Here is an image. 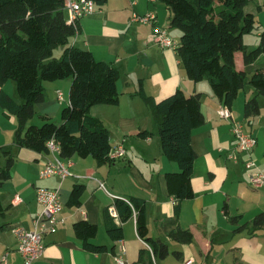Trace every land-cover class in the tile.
<instances>
[{
  "label": "crops",
  "instance_id": "crops-1",
  "mask_svg": "<svg viewBox=\"0 0 264 264\" xmlns=\"http://www.w3.org/2000/svg\"><path fill=\"white\" fill-rule=\"evenodd\" d=\"M252 2L246 11L257 19L264 11V0H257L258 11ZM149 12L156 13L157 25L166 30L176 46L161 47L155 39L154 24L134 19ZM172 14L159 0H108L78 20L80 31L71 44L91 51L97 60L120 70L118 104L95 105L91 114L107 126L112 148L123 145L126 155L102 164L91 156L75 155L69 158L71 174L68 177L42 178V168L59 154L19 148L12 177L0 188L4 207L0 225H6L0 228V258L7 254V264H25L12 228L33 226V219L41 210L36 199L40 186L59 189L63 207L58 229L45 236V251L33 264H117V256L125 264H135L142 250L144 259L140 264H151V258L154 264H184L188 260L193 261L191 264H264V220L255 223L258 217L264 216V183L260 187L251 184L232 122L219 116L222 101L214 96L209 81L194 82L188 78L176 52L182 31L171 26ZM260 34L254 42L244 35L247 49L259 44ZM235 63L237 70L251 73L264 67V54L246 65L244 52L237 51ZM8 84L9 81L4 84V90L22 102L17 87ZM71 84L72 79L45 82V100L37 104L39 114L61 123V111L70 105ZM141 86L157 102L178 89L188 95L202 93L206 121L192 132L191 144L197 154L188 187L192 194L181 203L177 215L178 201L169 192L167 174L179 172L180 168L163 152L159 120L138 94ZM59 91L63 93V100L58 98ZM261 96L247 82L230 108L245 131L257 138L251 156L264 172V100ZM253 97L259 102L260 112L247 117L245 105ZM35 118L32 124L39 125L41 118L36 122ZM17 128V118L6 115L0 107V168L7 161L3 150L17 148ZM75 184H84L86 191L82 205L72 207L68 201ZM15 195L20 200L14 201ZM132 197L146 201L148 235L168 244L167 257L153 256L149 243L138 234L135 216L123 224L122 240L113 241L106 232L105 209L109 207L117 217L114 200L122 198L129 202ZM81 220L98 225V235L91 242L106 245L108 251L93 253L83 248L74 232V224ZM177 227L188 230L193 236L192 242L173 239L171 232Z\"/></svg>",
  "mask_w": 264,
  "mask_h": 264
},
{
  "label": "trees",
  "instance_id": "trees-1",
  "mask_svg": "<svg viewBox=\"0 0 264 264\" xmlns=\"http://www.w3.org/2000/svg\"><path fill=\"white\" fill-rule=\"evenodd\" d=\"M67 0H0V107L8 116H15L18 128L15 134L17 148L4 149L6 165L0 168V188L12 177V168L19 148L40 153H50L48 143L54 140L60 147L62 158L93 157L99 164L114 161L109 157L112 150L110 134L101 118L91 114L98 104H118V80L120 70L94 54L71 44L80 31L79 21L70 23L66 9ZM98 7L108 0H93ZM172 11L171 26L182 31L176 52L189 79L199 82L208 80L213 94L229 107L247 82L264 96V67L254 72L239 71L235 54L244 52L246 65L252 64L264 54V30L260 42L253 49L244 43V35L257 27L256 16L246 11L250 0H159ZM62 46L60 58L54 52ZM72 79L70 105L61 111V123L47 115H38L36 104L45 100V82ZM9 80L16 82L22 102L15 100L3 86ZM138 94L148 104L159 120V134L164 154L175 161L179 172L167 174L168 188L178 204L191 196L188 189L197 154L191 138L194 129L203 125L206 117L202 112V93L188 95L178 89L172 95L157 102L146 93L143 86ZM260 112L256 97L245 105L247 117ZM42 124H31L36 116ZM86 191L84 184H75L68 201L70 206H81ZM113 206L104 211V226L113 241L124 238L123 224L136 217L138 234L149 243L153 256L165 258L169 246L161 239L148 235L146 201L132 197L129 202L116 198ZM4 207L0 200V223ZM233 220H237L234 217ZM264 216L255 220L263 222ZM2 229L6 225H0ZM98 225L87 220L74 224L75 235L83 248L93 253L108 251L103 244L91 242L98 235ZM178 242L193 240L188 230L179 227L171 232ZM144 251L135 264L144 259ZM150 263L154 264L152 258Z\"/></svg>",
  "mask_w": 264,
  "mask_h": 264
},
{
  "label": "built area",
  "instance_id": "built-area-1",
  "mask_svg": "<svg viewBox=\"0 0 264 264\" xmlns=\"http://www.w3.org/2000/svg\"><path fill=\"white\" fill-rule=\"evenodd\" d=\"M66 9L69 12L70 23H76L80 18L92 13L98 6L93 0H67ZM135 20L145 23H154V35L156 42L161 47L176 46L174 42L166 33V30L156 24L157 16L155 12H149L143 15H136ZM58 98L63 100V93L58 92ZM218 114L221 118L232 122V130L238 141V149L252 154L257 145V138L245 131L243 123L233 117V112L229 106L222 103L218 109ZM51 152L60 153V147L51 140L48 143ZM126 148L120 145L112 148L109 153L111 159H119L125 157ZM235 157V156H234ZM236 158V157H235ZM59 157L54 161H49L40 171L42 178L59 175L61 178L68 177L71 172L69 167L71 161L69 158ZM246 167L249 170L250 182L254 187H260L264 183V172L257 166L256 161L252 156L247 160ZM36 199L41 206L40 212L33 219L32 227L14 226L12 232L17 236V250L22 255L25 264H33L35 260L40 258L45 251V236L48 233H53L58 229L61 218L59 213L62 210L61 193L57 188H49L40 186L36 191ZM20 200L19 195H15L14 201ZM7 254L0 258V264H7ZM117 264H125V260L121 256L116 257ZM193 261L188 260L184 264H191Z\"/></svg>",
  "mask_w": 264,
  "mask_h": 264
},
{
  "label": "rangeland",
  "instance_id": "rangeland-1",
  "mask_svg": "<svg viewBox=\"0 0 264 264\" xmlns=\"http://www.w3.org/2000/svg\"><path fill=\"white\" fill-rule=\"evenodd\" d=\"M253 5L254 6H256V10L258 11V9H257V6H258V4H257V0H253ZM264 6V5H263ZM257 27H256V29L252 32V33H249V34H247V37H250V40H251V42H254V40L257 38V37H259V33H261V31L264 29V11L262 12V14L259 16V15H257ZM156 22H157V20H156ZM151 24H154V23H151ZM157 24V23H156ZM63 50H64V48L62 47V46H60L59 48H57L56 50H55V52H54V57L55 58H60L61 56H62V53H63ZM9 83L10 84H8V86L9 85H13V87H15L16 86V82L15 81H13V80H9ZM17 87V86H16ZM9 88V87H8ZM244 92H243V90L241 91V94H243ZM260 99L261 100H264V96H261L260 97ZM36 107H37V104H36ZM37 114L39 115V111H38V108H37ZM38 115L36 116V118H35V122L36 121H38V119H40L39 117H38ZM38 117V118H37ZM54 121V120H53ZM42 121H40L38 124L40 125V124H42L41 123ZM31 124L33 123V121L31 120V122H30ZM239 153H243V156H244V164L246 165V162H247V160L250 158V156L252 155H250L248 152H246V151H241V150H239ZM247 155H248V157H247ZM123 158V157H122ZM254 159V158H253ZM248 172H249V170H247Z\"/></svg>",
  "mask_w": 264,
  "mask_h": 264
}]
</instances>
